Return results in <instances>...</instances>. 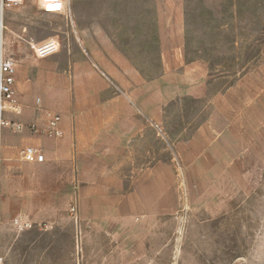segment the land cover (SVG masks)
Wrapping results in <instances>:
<instances>
[{
    "label": "rangeland",
    "instance_id": "1",
    "mask_svg": "<svg viewBox=\"0 0 264 264\" xmlns=\"http://www.w3.org/2000/svg\"><path fill=\"white\" fill-rule=\"evenodd\" d=\"M65 1L0 0L20 106L0 132L4 262L264 264V0ZM186 39L202 59L164 76ZM38 99L64 138L29 132Z\"/></svg>",
    "mask_w": 264,
    "mask_h": 264
},
{
    "label": "built area",
    "instance_id": "2",
    "mask_svg": "<svg viewBox=\"0 0 264 264\" xmlns=\"http://www.w3.org/2000/svg\"><path fill=\"white\" fill-rule=\"evenodd\" d=\"M13 4H20L23 0H11ZM46 7L42 6V0H39V7L42 11L50 14L61 15L66 12L67 3L65 0H44ZM7 30L4 21L0 19V132L5 127L3 114L7 111L17 112L20 109L19 104L15 99V86H16V64L15 62L5 55L3 50L2 35ZM30 47L34 55L38 59H45L56 54L60 50V41L57 38H50L41 43H30ZM38 118L34 123L28 127L29 132L32 134H39L41 127L40 122H43V131L54 139H61L65 136L66 130L63 127V117L61 114L46 110L42 108L41 100L37 101ZM23 125H19L22 129ZM22 156L28 161H34L37 164L45 162L46 158L40 150L35 147L28 146L22 149ZM0 264H6L0 255Z\"/></svg>",
    "mask_w": 264,
    "mask_h": 264
},
{
    "label": "crops",
    "instance_id": "3",
    "mask_svg": "<svg viewBox=\"0 0 264 264\" xmlns=\"http://www.w3.org/2000/svg\"><path fill=\"white\" fill-rule=\"evenodd\" d=\"M178 17H179V20H178L177 27L179 28V34H180L184 30V11H183V9H179ZM165 20H166L165 15H162L161 16V24H163V26H164ZM55 38L58 39L57 36ZM37 41H39V40H36L35 42L33 40V42H31V43H38ZM161 43L162 44L164 43L163 39H162ZM56 54H54V55H56ZM191 64L186 63V60H185V44L184 43L179 41L178 50L176 51V53H171V54L168 52L166 53L165 48L163 46L162 65H163V75L164 76H166L167 74L172 73L173 71H176L180 68H188ZM16 68H17V65H16ZM16 72H17V69H16ZM63 127L65 129H67L66 125H64V124H63ZM66 134H65V136H66ZM64 137H62V138H64Z\"/></svg>",
    "mask_w": 264,
    "mask_h": 264
},
{
    "label": "trees",
    "instance_id": "4",
    "mask_svg": "<svg viewBox=\"0 0 264 264\" xmlns=\"http://www.w3.org/2000/svg\"><path fill=\"white\" fill-rule=\"evenodd\" d=\"M187 35V31L185 32ZM186 43H185V60L187 64H191L194 63L195 61H198L199 59H202L201 57H196V58H191L190 54H189V45H188V39H186ZM210 63V68L214 69L215 65H217L216 63V59H208L207 60ZM238 72V71H237Z\"/></svg>",
    "mask_w": 264,
    "mask_h": 264
},
{
    "label": "bare ground",
    "instance_id": "5",
    "mask_svg": "<svg viewBox=\"0 0 264 264\" xmlns=\"http://www.w3.org/2000/svg\"><path fill=\"white\" fill-rule=\"evenodd\" d=\"M42 6L46 7V4L44 3V0H42ZM2 43H3V41H2Z\"/></svg>",
    "mask_w": 264,
    "mask_h": 264
}]
</instances>
